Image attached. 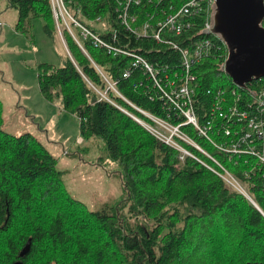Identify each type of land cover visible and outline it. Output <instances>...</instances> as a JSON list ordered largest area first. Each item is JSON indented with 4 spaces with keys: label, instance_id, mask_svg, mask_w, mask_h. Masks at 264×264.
<instances>
[{
    "label": "trees",
    "instance_id": "1",
    "mask_svg": "<svg viewBox=\"0 0 264 264\" xmlns=\"http://www.w3.org/2000/svg\"><path fill=\"white\" fill-rule=\"evenodd\" d=\"M176 1L152 0L147 5ZM75 2L93 30L143 56L158 69L161 79L162 68L179 65L178 51L150 38H135L117 24L116 0ZM8 6L17 11V32L29 34L32 20L40 18L45 35L56 36L49 0H8ZM98 15L111 21L112 33L88 21ZM190 35L192 39L206 36L198 28L186 34ZM66 38L70 56L67 54L61 66L39 64V91L46 101L60 98L62 109L78 118L80 144L103 140L106 158L121 168L127 197L100 210H90L74 198L57 168V159L37 136L4 130L0 99V264H264V177L256 160L228 156L197 135L191 125L182 127L245 186L253 204L198 149L180 141L199 160L181 159L178 150L118 107L144 118L107 87L103 76L127 101L145 111L159 114L161 107H169L161 104V91L153 87L150 70L132 66L130 57L107 54L88 42L87 57L69 35ZM226 55L224 46L215 48L194 67L199 85L195 109L201 121L216 89L235 88L220 69ZM127 68L129 75L123 77ZM262 82L264 78L253 81L250 89ZM105 90L113 103L100 97L98 91ZM28 241V252L21 257Z\"/></svg>",
    "mask_w": 264,
    "mask_h": 264
},
{
    "label": "built area",
    "instance_id": "2",
    "mask_svg": "<svg viewBox=\"0 0 264 264\" xmlns=\"http://www.w3.org/2000/svg\"><path fill=\"white\" fill-rule=\"evenodd\" d=\"M116 2L114 18L117 24L135 38H150L159 45L169 46L178 51L179 65L177 67L162 68L165 74L161 79L158 77V69L143 56L115 45L104 38L101 32L93 30L86 22L82 8L75 0H49L57 34L65 47L67 48V45L63 33L68 34L87 57L90 56L86 42L93 47L105 50L107 54L128 56L131 58L132 66H142L150 70L154 82L153 87H158L161 91L159 95L162 100L161 104L167 103L169 107H161L159 114L145 111L127 101L115 88V84L103 76L107 81V87L144 118L117 106L160 141L178 150L181 153V159L184 156H190L199 160L183 147L181 142L198 149L214 161L221 170H224V174L217 173L229 185L250 198L244 192L240 182L213 156L190 139L185 134L187 132L182 129L185 125H191L197 135L204 137L218 151L228 156L253 157L264 177V82L259 83L252 90L249 86L253 81H260L262 78L249 82L247 89H242L237 85L232 89H216L213 93V102L203 121L199 120L195 109L196 92L199 87L194 70L195 65L215 48L224 46L227 51L224 42L212 33L206 34L211 30L210 17L214 0H177L162 6L147 5L152 0H116ZM198 17H201L200 22L197 21ZM88 21L100 26L103 32L112 33L114 30L111 21L102 16L98 15ZM196 28L198 31L202 30L206 36L198 39H192V35L186 36ZM211 36L216 37L219 42L214 41ZM111 37L114 39L115 35ZM67 54L70 56L68 48ZM129 71L130 68L124 70L122 76H128ZM98 93L101 98L113 103L106 90L98 91ZM77 142H82L80 136Z\"/></svg>",
    "mask_w": 264,
    "mask_h": 264
},
{
    "label": "rangeland",
    "instance_id": "3",
    "mask_svg": "<svg viewBox=\"0 0 264 264\" xmlns=\"http://www.w3.org/2000/svg\"><path fill=\"white\" fill-rule=\"evenodd\" d=\"M16 18L17 11L8 6V0H0V99L4 130L37 136L57 159L69 193L90 210L124 200L127 192L121 168L106 158L103 140L94 138L78 143V118L62 110L60 98L46 101L39 91V64L61 66L67 58L64 42L57 32L53 38L46 36L40 18L32 20L29 34L15 32ZM67 35L63 33L66 43ZM217 249H221L220 244Z\"/></svg>",
    "mask_w": 264,
    "mask_h": 264
},
{
    "label": "water",
    "instance_id": "4",
    "mask_svg": "<svg viewBox=\"0 0 264 264\" xmlns=\"http://www.w3.org/2000/svg\"><path fill=\"white\" fill-rule=\"evenodd\" d=\"M263 20L264 0H214L211 30L206 34L212 33L225 43L227 55L220 69L242 89H247L249 82L264 78ZM29 246L28 241L20 251L21 257Z\"/></svg>",
    "mask_w": 264,
    "mask_h": 264
},
{
    "label": "crops",
    "instance_id": "5",
    "mask_svg": "<svg viewBox=\"0 0 264 264\" xmlns=\"http://www.w3.org/2000/svg\"><path fill=\"white\" fill-rule=\"evenodd\" d=\"M16 19H17V18H16ZM15 22H16V20H15ZM14 25H15V23H14ZM14 25H13V29H14V31L16 32ZM60 107L62 108V106H60ZM62 110H63V109H62Z\"/></svg>",
    "mask_w": 264,
    "mask_h": 264
}]
</instances>
